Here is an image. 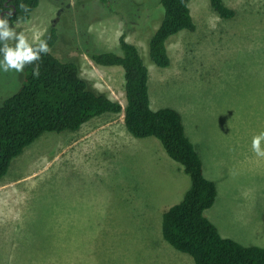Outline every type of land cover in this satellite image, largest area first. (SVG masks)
Listing matches in <instances>:
<instances>
[{
  "label": "rangeland",
  "instance_id": "1",
  "mask_svg": "<svg viewBox=\"0 0 264 264\" xmlns=\"http://www.w3.org/2000/svg\"><path fill=\"white\" fill-rule=\"evenodd\" d=\"M224 1L233 19H221L209 0H190L196 30L168 39V68L149 56L164 16L160 0H40L27 22L9 26L32 44L56 28L52 53L76 63L92 89L123 108V68L97 65L88 54L122 53L125 34L149 69L151 108L181 114L216 183L205 216L223 237L264 247V157L251 147L264 131V0ZM24 78L0 72V105ZM190 184L157 138L127 131L123 112L76 132H47L0 180V264H194L161 232L164 212Z\"/></svg>",
  "mask_w": 264,
  "mask_h": 264
},
{
  "label": "trees",
  "instance_id": "2",
  "mask_svg": "<svg viewBox=\"0 0 264 264\" xmlns=\"http://www.w3.org/2000/svg\"><path fill=\"white\" fill-rule=\"evenodd\" d=\"M209 1L221 19L235 17L236 11L224 0ZM39 3L40 0H0V16L4 13L9 24L27 22ZM160 4L164 16L149 40V56L156 66L168 68L171 66L168 39L180 31H195L196 24L189 8L190 0H160ZM45 38L49 51L25 65L20 90L0 105V180L8 173L12 160L45 133L76 132L95 117L123 112L127 131L135 138H157L191 181L182 200L162 216L164 240L191 256L194 264H264V247L244 246L223 237L205 216L217 199L216 183L205 176L201 157L186 135L181 114L172 108H151L149 69L125 34L119 38L122 53L88 54L97 65L123 68L125 108L92 89L80 76L76 63L64 62L52 53L59 39L56 28L51 27ZM34 64L39 65V74L35 76Z\"/></svg>",
  "mask_w": 264,
  "mask_h": 264
},
{
  "label": "clouds",
  "instance_id": "3",
  "mask_svg": "<svg viewBox=\"0 0 264 264\" xmlns=\"http://www.w3.org/2000/svg\"><path fill=\"white\" fill-rule=\"evenodd\" d=\"M15 43L9 44L8 41ZM49 51L47 38H42L37 44L29 42L24 32H17L9 26L7 16L0 17V72L15 70L20 72L25 65L40 59L42 53ZM39 74V65H33V75ZM251 147L258 157H264V131L253 136Z\"/></svg>",
  "mask_w": 264,
  "mask_h": 264
},
{
  "label": "crops",
  "instance_id": "4",
  "mask_svg": "<svg viewBox=\"0 0 264 264\" xmlns=\"http://www.w3.org/2000/svg\"><path fill=\"white\" fill-rule=\"evenodd\" d=\"M81 128H82V127H81ZM179 167H180V170H181V171H183V169L181 168V166H180V165H179ZM183 172H184V171H183ZM190 182H191V181H190ZM190 185H191V184H190ZM3 189H4V188H2V190H3ZM3 200H4V198H3ZM174 254L178 255V257H179V256H182V255H181V254H179V253H174ZM183 254H184V253H183Z\"/></svg>",
  "mask_w": 264,
  "mask_h": 264
},
{
  "label": "water",
  "instance_id": "5",
  "mask_svg": "<svg viewBox=\"0 0 264 264\" xmlns=\"http://www.w3.org/2000/svg\"><path fill=\"white\" fill-rule=\"evenodd\" d=\"M4 15V13H1V16L0 17H2Z\"/></svg>",
  "mask_w": 264,
  "mask_h": 264
}]
</instances>
